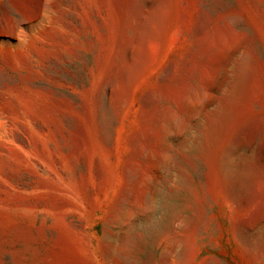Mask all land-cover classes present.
Masks as SVG:
<instances>
[{"label": "rangeland", "instance_id": "obj_1", "mask_svg": "<svg viewBox=\"0 0 264 264\" xmlns=\"http://www.w3.org/2000/svg\"><path fill=\"white\" fill-rule=\"evenodd\" d=\"M0 264H264V0H0Z\"/></svg>", "mask_w": 264, "mask_h": 264}, {"label": "bare ground", "instance_id": "obj_2", "mask_svg": "<svg viewBox=\"0 0 264 264\" xmlns=\"http://www.w3.org/2000/svg\"><path fill=\"white\" fill-rule=\"evenodd\" d=\"M197 103H198V102H197ZM195 104H196V103H195ZM197 105H198V104H197ZM188 107H189V106H188ZM191 107H192V106H191ZM194 107H195V106H194ZM197 107H198V106H197ZM179 130H180V129H179ZM179 130H177V131H179ZM161 151H162V150H161ZM159 156H160V155H159ZM156 157H157V156H156ZM155 159H156V158H155ZM162 159H163V158H162ZM146 182L148 183L147 180L145 181V183H146Z\"/></svg>", "mask_w": 264, "mask_h": 264}]
</instances>
